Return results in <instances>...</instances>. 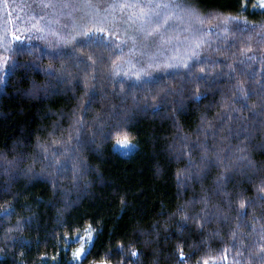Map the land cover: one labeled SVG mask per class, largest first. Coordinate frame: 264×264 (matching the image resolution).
Wrapping results in <instances>:
<instances>
[{
    "label": "trees",
    "instance_id": "trees-1",
    "mask_svg": "<svg viewBox=\"0 0 264 264\" xmlns=\"http://www.w3.org/2000/svg\"><path fill=\"white\" fill-rule=\"evenodd\" d=\"M47 2L0 0V36L7 29V40L11 41L7 48L0 44V58H7L10 65L13 62L17 65L6 86L0 85V153L5 154L0 157V164L5 160L17 162L7 172L0 167V211L14 205L15 213L8 220L11 225L17 222L23 225L21 230L11 234L20 241L15 245L4 240L0 230V249H4L0 251V264H98L110 251L113 253L111 264H117L122 259L116 251L121 244L125 254L131 251L143 253L140 264H178V248L182 246L186 254L191 253L190 246L198 245L201 240L204 246L199 248L197 258H207L209 264H259L257 257L264 254V201L257 200L249 207L247 200H256L258 195L264 194L259 192L260 181L264 179V122L257 119L253 127L250 115L251 111L259 110L260 98L250 96L247 110L233 111L240 108V104L234 103L240 95L235 86L259 92L264 84V42L257 43L259 38L255 36L249 39L250 32L245 29L246 24L264 25V8L253 7L259 0H247L246 4L244 0H202L199 5L202 9L236 18L229 25L232 31L221 32L219 39L211 37L212 48L205 54L216 63L202 65L204 72L209 78L221 73L235 78L221 76L216 85L191 83L183 95L179 93L183 78H168L163 88L172 87L177 93L169 95L170 103L158 109L156 105L160 104L164 94L161 88L155 91L136 88L130 92L128 82L121 84L122 77L112 75L115 66L107 59L110 53L103 47L83 50L85 58L89 54L94 59L104 57L103 61L97 60L94 69L69 62L71 76L64 83L55 80L48 83L49 78L41 70L49 65L59 70L60 63L45 58L38 62V67H32L38 53L30 55L8 50L28 46L27 40L23 45L13 40L11 33L27 37L29 33L24 28L30 18L51 11L42 9ZM96 2L106 6L112 0ZM18 18L23 23H18ZM216 23L211 20L206 26ZM116 31L121 39L125 38L122 27ZM32 35L34 37L35 33ZM31 43L35 46L43 42L33 39ZM253 55L255 59L247 60ZM113 59L120 64V59ZM195 71L199 74L200 68ZM253 72L254 78L249 75ZM86 79L88 84H95L96 95L84 117L88 122L84 135L91 136L97 130V124L112 123L111 117L118 113L127 125L124 131L137 149L130 156H122L113 150L114 140L107 141L103 133L98 134L95 143L76 154L83 163L82 176L77 182L71 172L58 177L52 169L46 168L47 161L39 159L36 145L39 138L47 142L46 147L51 151L67 139V132L63 135L57 132L55 137L49 133L56 124L67 129L73 110L82 111L87 100L84 93L90 90L85 87ZM33 81L47 85V90L34 91ZM197 91L205 93L198 101L191 98ZM181 103L185 110L177 111ZM81 111H77V115H81ZM229 115L233 119L229 120ZM201 117H206L212 125H219L223 119L224 137L228 136L229 130L237 132L247 128V133H242L238 139L225 140L232 148L243 147L254 164L247 169L251 183L247 177L237 175L234 183L226 186V192L234 201L243 194L248 212L243 223L237 219L236 210L228 208L225 192L216 193L214 181L218 171L214 170L203 182V188L196 182H190L187 190L177 184V175L185 169L186 158L179 162L175 158L185 151V137L188 142L196 139ZM236 117L240 119L236 120ZM41 128L46 130L39 131ZM199 155L197 152L196 156ZM54 182H58L59 187H54ZM5 188L7 192L3 191ZM205 195L211 198L210 206H220L222 215L209 221L202 235L195 221H189L188 226L181 229L178 216L169 219L168 213L178 204L193 197L200 200ZM202 207L203 204L197 203L192 211L200 212ZM235 209H239L238 202ZM161 212L164 214L160 215ZM222 216H227L228 222ZM25 221L29 223L25 224ZM154 223L159 224L156 232L152 227ZM89 226L94 230L90 254L75 262L72 250L80 242L77 236L84 235ZM232 232L237 235L233 237ZM224 255L227 260L223 259ZM128 259L133 258L129 256ZM187 264H195V260L187 259Z\"/></svg>",
    "mask_w": 264,
    "mask_h": 264
},
{
    "label": "snow or ice",
    "instance_id": "snow-or-ice-1",
    "mask_svg": "<svg viewBox=\"0 0 264 264\" xmlns=\"http://www.w3.org/2000/svg\"><path fill=\"white\" fill-rule=\"evenodd\" d=\"M201 3L202 0H112L111 3L102 6L96 0H48L47 3L42 5V9H50L51 11L45 12L42 16L30 18L24 28V31L29 33L27 37L17 35L15 32L11 33L13 40L21 42L22 45L27 40L28 46L8 50L20 54L24 52L30 55L38 53L36 60L32 62V67H38V62L45 58L60 63L59 70L54 69L51 65L41 70L49 78L48 83H51L52 80L57 83H64L71 76L68 70L69 62L75 66L84 64L94 69L97 60L103 61L104 57L94 59L93 55L89 54L85 58L83 50L103 47L110 53L107 59L115 66L112 75L122 77L121 84L128 82L130 92L136 88L145 91H155L156 88H161L164 94L161 97L160 104L156 105L158 109L160 106L170 103L167 100L169 95L177 93V89L172 87L163 88L168 78L172 80L183 78V84L179 89L181 95L184 94L185 88L191 83L203 82L208 85H216L221 76H225L227 79L235 78L225 73L209 78V75L204 72L202 65H215L216 63L209 55L205 54L208 49L212 48L211 37L216 36L219 39L221 38V32L228 33L232 31L229 25L236 18L232 16L224 17L220 12L204 10L199 6ZM244 3L246 4L247 0H244ZM253 7L264 8V0H259ZM211 20H216L217 23L206 26ZM17 22L23 23L19 18ZM105 25L113 27L106 28ZM121 27L124 29V39H121L120 34L116 31ZM257 28L261 30L257 31ZM245 29L250 32L249 39L255 36L259 38L257 43L264 42V25L246 24ZM33 32L35 33L34 37ZM8 34V30L5 29V34L0 36V44L6 48L11 44V41L7 40ZM98 34L103 35L98 36ZM49 37L52 39H49ZM33 39L43 43L33 46L31 43ZM224 39H226V36ZM113 57L120 59L119 65L116 64ZM255 58L253 55L247 57V60L250 61ZM241 63H244V61H241ZM198 67L200 68L199 74L195 71ZM227 67L232 68L231 65H227ZM16 69L15 62L10 65L7 58H0V85L6 86L7 79L15 73ZM232 71L235 72V69H232ZM249 75L254 78L256 74L253 72ZM91 79L94 81L96 79L95 75ZM85 87L90 90H86L84 93L87 100L82 111L80 109L73 110L70 118L71 122L67 129H61L60 124H56L53 126L52 132L49 133L50 136L55 137L57 132L61 135L67 132V139L61 141L59 148L51 151L46 147L47 142H42L39 138L36 145L39 150V159L47 161L46 168L52 169L58 177H63L71 172L73 179L77 182L82 176L83 163L78 160L76 154L82 152L89 144L95 143L98 134L103 133L104 139L107 141L114 140L115 143L112 144V147L120 149L124 154L136 147L128 138L127 132L124 131L127 125L122 122L118 113L111 117L112 123L105 121L97 124V130L91 136L84 135L83 130L88 123L84 117L87 116L96 95L95 84H88L86 79ZM33 90L46 91L47 85H40L33 81ZM235 90L240 95L236 96L234 103L240 104V108L233 109V111L247 110L249 108L248 98L258 96L261 106L259 110L251 111V124L254 127L257 119L264 122V84H261L259 92L255 90L245 91L239 85L235 86ZM204 95L205 93L197 91L195 96L191 98L198 101ZM144 100L147 104L146 97ZM183 110H185V105L181 103L177 111ZM77 111H81V115H77ZM228 119L231 120L233 117L229 115ZM235 119L239 120L240 118L236 117ZM201 121V125L196 129V139L188 142L187 137H185V151L182 156L175 158L177 162L186 158L185 169L177 175V184L187 190L190 182H196L201 184L203 188V182L214 170L218 171L219 175L216 176L214 181L216 193L225 192V196L228 197V208L236 210L237 219L243 223V218L248 214L243 194L241 193L238 200L234 201L226 192V186L234 183L237 175L247 177L248 182L251 183L252 178L248 176L247 169L254 167V164L243 147L232 148L230 145L225 144V140L238 139L242 133H247V128H241L237 132L229 130L228 136L224 137L222 136L224 131L223 119H221L219 125H212L206 117H201ZM45 130L41 128L39 131ZM201 137L203 138L201 139ZM72 141H75V144ZM197 152L200 153L198 157L196 156ZM4 155V153H0V157ZM60 157H64V159H60ZM16 163V161L5 160L3 164H0V167H4L5 172H7L8 168ZM260 184L259 192L264 193V179H261ZM54 187H59L58 182H54ZM3 191L7 192L8 189L5 188ZM205 191L207 190L205 189ZM210 199L209 196L205 195L200 200L193 197L190 201L178 204L174 211L168 213L169 219L178 216L181 229L187 227L189 221H195L197 229L202 235L209 221L216 218L218 214L222 215L219 205H209ZM257 200L264 201V194L258 195L256 200H247V205L251 207L256 204ZM121 202L123 203V200ZM236 202L239 204L238 210L235 209ZM197 203L203 204L200 212L192 211ZM14 213V205L0 211L2 238L13 245L20 241L11 234L23 228V225L19 222L11 225L8 217L13 216ZM163 214V212L160 213V215ZM222 218L225 222H228L229 218L227 216H222ZM24 223H29V221ZM239 226L238 224L237 227ZM152 227L153 231L156 232L159 224L154 223ZM262 231H264V228H262ZM145 235H151V233H145ZM232 235L235 237L237 233L232 232ZM181 237H183L182 231ZM93 238L94 230L91 226L85 229L83 236H77L81 243L79 247L72 250L74 261L79 262L90 254L88 246L91 245ZM203 246V240L198 245H191L190 247L193 250L188 254L183 251L182 246L179 247L178 264H187V259H194L195 264H209L207 258H197V252ZM3 250L0 249V251ZM116 251L122 257L121 260L117 261V264H140V257L143 253L131 251L125 254V248L122 244L117 246ZM106 255L107 258L100 260L98 264H111L113 253L110 251ZM129 256L133 259H128ZM223 259L227 260V255H224ZM257 259L259 264H264V254L259 255Z\"/></svg>",
    "mask_w": 264,
    "mask_h": 264
},
{
    "label": "rangeland",
    "instance_id": "rangeland-1",
    "mask_svg": "<svg viewBox=\"0 0 264 264\" xmlns=\"http://www.w3.org/2000/svg\"><path fill=\"white\" fill-rule=\"evenodd\" d=\"M134 144V143H133ZM134 145H136V144H134ZM113 148V147H112ZM136 149H137V145H136V147L134 148V149H132L131 151H129L127 154H124V152H122L120 149H114L113 148V150L115 151V152H117L118 154H120V155H122V156H130L131 154H133L135 151H136ZM83 236V235H82ZM80 241V240H79ZM80 243H81V241L79 242V244H78V247L80 246ZM92 243H93V241H92ZM92 243H91V245H89L88 246V251L90 250V248H91V246H92ZM75 262H77V261H75Z\"/></svg>",
    "mask_w": 264,
    "mask_h": 264
}]
</instances>
